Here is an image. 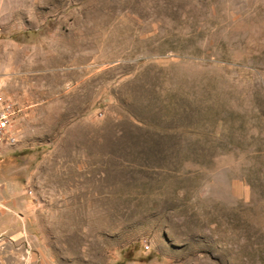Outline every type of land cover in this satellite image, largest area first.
Masks as SVG:
<instances>
[{
	"label": "rangeland",
	"instance_id": "rangeland-1",
	"mask_svg": "<svg viewBox=\"0 0 264 264\" xmlns=\"http://www.w3.org/2000/svg\"><path fill=\"white\" fill-rule=\"evenodd\" d=\"M0 107V264H264V0H0Z\"/></svg>",
	"mask_w": 264,
	"mask_h": 264
},
{
	"label": "built area",
	"instance_id": "built-area-1",
	"mask_svg": "<svg viewBox=\"0 0 264 264\" xmlns=\"http://www.w3.org/2000/svg\"><path fill=\"white\" fill-rule=\"evenodd\" d=\"M8 124V113L5 109L0 107V141L6 140V141H12L14 139V136L7 135L5 130Z\"/></svg>",
	"mask_w": 264,
	"mask_h": 264
},
{
	"label": "crops",
	"instance_id": "crops-1",
	"mask_svg": "<svg viewBox=\"0 0 264 264\" xmlns=\"http://www.w3.org/2000/svg\"><path fill=\"white\" fill-rule=\"evenodd\" d=\"M1 220V219H0ZM8 223H6V225H7ZM2 225V222H0V231L3 229V226H1Z\"/></svg>",
	"mask_w": 264,
	"mask_h": 264
}]
</instances>
